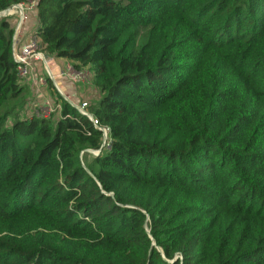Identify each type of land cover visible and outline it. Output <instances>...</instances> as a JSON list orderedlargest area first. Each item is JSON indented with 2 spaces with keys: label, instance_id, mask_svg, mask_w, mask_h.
I'll return each instance as SVG.
<instances>
[{
  "label": "trees",
  "instance_id": "16d2710c",
  "mask_svg": "<svg viewBox=\"0 0 264 264\" xmlns=\"http://www.w3.org/2000/svg\"><path fill=\"white\" fill-rule=\"evenodd\" d=\"M33 11L107 137L57 93L49 118L26 109L0 18V264H264V0Z\"/></svg>",
  "mask_w": 264,
  "mask_h": 264
},
{
  "label": "built area",
  "instance_id": "2783aa9c",
  "mask_svg": "<svg viewBox=\"0 0 264 264\" xmlns=\"http://www.w3.org/2000/svg\"><path fill=\"white\" fill-rule=\"evenodd\" d=\"M36 1L37 0H28L27 4H19L16 6H13L9 8L8 10L0 13V18H11L14 19V34L12 38V56L17 64V74L18 77L21 80H26L29 77L32 76V70H33V63L34 62H44L47 57L44 55V53L41 50L40 43L34 36L31 40H29L27 43L23 42L24 38V32L22 30V27L24 26L26 16L27 14L34 10L36 7ZM18 13V14H17ZM73 74L76 75V77L82 76L85 72H76L74 69L72 70ZM70 72V69L67 71L61 72V76H65ZM89 74V73H88ZM89 79L90 76L88 75ZM90 81V80H89ZM44 82L42 80H38L37 85L42 86ZM91 97H89L82 101L81 103L75 105L69 102V100L64 99L66 102L70 103L77 111L78 113L87 118L93 126L103 132L104 139L107 137V130L104 128H101L98 121L95 119V117L88 111L89 104L87 100H89ZM60 110V105L55 104L52 105V107L44 109H39L34 104L33 108L31 109V112L33 111L35 116L42 117V118H49L52 114L58 112ZM105 145V143H104Z\"/></svg>",
  "mask_w": 264,
  "mask_h": 264
},
{
  "label": "rangeland",
  "instance_id": "374dc122",
  "mask_svg": "<svg viewBox=\"0 0 264 264\" xmlns=\"http://www.w3.org/2000/svg\"><path fill=\"white\" fill-rule=\"evenodd\" d=\"M36 18H37L36 12L33 10L30 11L26 16L24 26L22 27L26 42L31 40L34 37V32H35V28H36V25H35ZM53 58H55V57H50V58L45 59L44 62H39V63H41L40 66L42 67V70H43V72H41V75L37 76L34 74L33 76L29 77L28 79L22 80V85L25 86V88H26V91H25L24 96H23V101L26 100V105L28 103V105L26 106V109L30 108L29 107L30 105L35 104L36 107H38V110L39 109L46 110L47 107L49 109V107H52V105L56 104L53 101V99H54L53 94L56 93V92H54V87L52 85V87H53V89H52L50 87L49 83L47 82V78H49L51 83H52V80L54 79V77L50 74V66H49V61H50L49 59H53ZM34 63L32 65H34ZM63 68L64 67L59 65L58 70L62 72V71H64ZM68 69H70V72H68V74L65 75L64 78L70 84H78L82 90H86V88L88 90L90 89V91L87 94H89L91 98L89 100H87V102H88V104L89 103L97 104L98 97L96 96V90L94 88H91L92 82H91V79H89V77H88L89 72L87 71V69L83 71L85 73H83L82 76H80V77H76V75L73 74V71H72L73 65L71 62H68V65L66 66L65 71H67ZM32 72H33V70H32ZM60 76H61V74H60ZM61 77H63V76H61ZM38 80H42L44 82V84L42 86H39V88H45L46 91L50 92V95L43 93L42 90L38 96L33 95V91H34L33 89H38V85H37ZM29 81H31V83L32 82L33 83L30 85H28V84L26 85V83ZM62 96L64 99L69 100V98L67 96H65V95H62ZM69 97L72 99V101L75 104L81 103V102H78L76 100V97H74V95L70 94ZM57 103H58V101H57ZM20 115H23V114H20ZM99 153H100V151H96V152L95 151H88L87 152V154H90V158H91V156H98ZM83 157H84V153L81 155V158H83ZM83 159L86 160L85 157Z\"/></svg>",
  "mask_w": 264,
  "mask_h": 264
},
{
  "label": "crops",
  "instance_id": "0c3cea01",
  "mask_svg": "<svg viewBox=\"0 0 264 264\" xmlns=\"http://www.w3.org/2000/svg\"><path fill=\"white\" fill-rule=\"evenodd\" d=\"M35 25H36V27L38 25L37 18L35 20ZM23 42L24 43L28 42V41L27 42L25 41V37L23 38ZM49 60H50L49 61L50 74L54 77V79L52 80V85L54 87V92L59 94L62 98H63L62 95L67 96L69 98V102L72 103V104H75V103L69 97L70 94L74 95V97H76V100L78 102H82V101L86 100L89 97V94H87V93L90 91V89L88 90L86 88V90H82L81 87L78 84H70L64 78V76L63 77L60 76L61 71L58 70L59 65L64 67L63 69L65 71L66 66L68 65V62H70V61L65 60V59H58V58H53V59H49ZM40 64L41 63H39V62H35L34 63L32 76L34 74L37 75V76L41 75V72H43V70H42V67L40 66ZM64 71H62V72H64ZM32 83H31V81H29V82L26 83V85L27 84L30 85ZM33 90H34L33 91V95H36V96H38L40 94L41 90H42L43 93L50 95V92L46 91L45 88H38V89H33ZM53 96H54L53 101H54V103H56L55 93L53 94ZM75 105H77V104H75Z\"/></svg>",
  "mask_w": 264,
  "mask_h": 264
}]
</instances>
